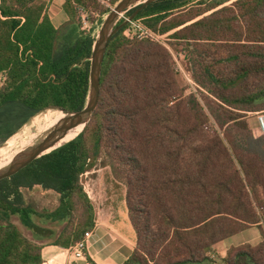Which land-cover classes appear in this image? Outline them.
<instances>
[{"label": "trees", "instance_id": "16d2710c", "mask_svg": "<svg viewBox=\"0 0 264 264\" xmlns=\"http://www.w3.org/2000/svg\"><path fill=\"white\" fill-rule=\"evenodd\" d=\"M119 1L64 0L68 20L57 28L45 0H0V145L45 110L84 109L94 25ZM133 22L194 53L206 44H239L247 60L220 78L203 70L207 83L199 82L218 100L207 106L180 87L171 53L150 36H129L128 23L108 45L90 123L0 181V264L43 263L47 244L40 241L52 232L37 218L65 223L51 243L65 249L94 229L82 176L105 157L111 163L103 166L125 183L137 235L125 264H264V242L215 258L216 244L264 221V134L255 136L250 124L264 114V0H159ZM35 187L59 196L53 212L28 203L24 191Z\"/></svg>", "mask_w": 264, "mask_h": 264}, {"label": "rangeland", "instance_id": "374dc122", "mask_svg": "<svg viewBox=\"0 0 264 264\" xmlns=\"http://www.w3.org/2000/svg\"><path fill=\"white\" fill-rule=\"evenodd\" d=\"M47 1H50L49 5H51L54 2L55 3L57 1L63 2L64 0H47ZM137 6L138 5L133 6L131 9ZM115 7L116 6H114L113 9ZM126 13H123V15L119 17L117 24L119 23L120 20L125 19ZM107 15H105L102 18H98L100 19V21L98 20L95 23L94 25L95 36H98L100 28L104 23V20L106 19ZM65 23H63V25ZM134 24L143 27L139 23L134 22ZM134 24H132L129 30L127 31L128 35L131 37L137 35L138 38L150 36V38L152 37L153 40L157 41L163 47H165L171 53L173 61L175 63V67L178 70L177 80L180 87L186 89L187 90L186 92L188 94H192V93L195 94L196 97L200 101L204 102V104L207 106L210 105L211 107H216V103L218 100L212 98L209 92L201 86L199 81L205 82L204 80L205 74L203 70L206 68L217 78H220L221 76L228 75L229 73L234 74L236 70L237 71L241 70L244 65L242 61L247 60V57H245L244 55L245 50H243V47L239 44H232V43L217 44L212 47H209V45L206 44L199 47L202 50L200 53H194L193 50L186 49V47H184L183 45H171L167 41L166 36L162 37L154 34L148 35V33L141 34V31ZM84 27L86 29H90L91 25L86 22ZM232 55L238 57L239 58L238 61H233L227 64L225 61ZM226 64L230 65V67L227 68ZM247 65H250V63ZM217 93L221 94L220 91H218ZM204 95L206 97H209V99L208 98L205 99ZM47 111L54 112L57 110L48 109L42 113H45ZM262 115L264 114H260L257 116L255 115L254 117H260ZM34 117L31 118L30 121L26 125H24L18 132L22 131L31 122V120L34 119ZM55 127H53L46 134H44L34 145L38 144L39 142H42L46 138L45 135H48L49 132H51ZM81 131L82 130L77 132L73 137L77 136ZM71 138L61 141L58 145L64 144L65 142L71 140ZM4 144L0 145V147H2ZM103 163H107L106 165H108L111 163V159L109 157H105L104 159L100 160L98 166H96L91 172H88L84 176H82V184L84 186V190L86 191L88 196H90V200L94 204V208L96 209V211L99 212L101 218H105L107 216H113L119 210H122L124 206L123 201L126 194V186L124 181L116 180L112 175L111 168L109 166H103ZM260 193L262 197H264L263 187L260 190ZM24 195L28 203L31 204L34 207V209H36L39 213H42L44 211L51 213L59 206V196L57 194L51 191H43L39 187H35L32 191L25 190ZM120 213L122 214L120 216L117 215V217H115L117 219L116 221H114L112 226L115 228L117 232L119 231L120 234L128 237L132 236L133 238H135L136 232L134 231V228H132V226L130 225L126 212L121 211ZM40 220L42 219L37 218L36 219L37 223L41 224V226L51 230L52 232L51 234L50 232H46L47 235L50 234L49 238L43 239L40 242H43L47 245L51 244L58 237V235L64 228L65 223H57V222L54 223L44 220H42L41 222ZM13 221L23 230L24 234L27 237L31 239L33 238L32 233L28 231L26 228H24L20 224L18 219L13 218ZM243 237H250L257 239V242H259L260 239H262L260 231L258 229L248 230L240 238ZM215 258H218V256L216 255Z\"/></svg>", "mask_w": 264, "mask_h": 264}, {"label": "crops", "instance_id": "0c3cea01", "mask_svg": "<svg viewBox=\"0 0 264 264\" xmlns=\"http://www.w3.org/2000/svg\"><path fill=\"white\" fill-rule=\"evenodd\" d=\"M50 4V1L45 0ZM63 2L57 1L49 5L48 14L52 23L59 28L63 23L67 22L68 18L62 11L61 5ZM251 128L255 136L264 134V115L260 117H252ZM90 198V196H89ZM124 206L113 216L101 218L99 212L96 211V224L92 230V235L87 243L85 256L76 258L74 248L65 249L52 244L45 245L42 249V264H90V258L95 264H125L132 256L137 242V235L125 236L117 232L112 226L116 221L117 215L120 216L121 211L126 212L128 221L131 224L128 209L124 197ZM94 205V204H93ZM133 228V226H132ZM258 229L262 239L257 242V239L243 237V234L248 230ZM135 231V230H134ZM264 242V221L260 225H254L239 233L219 242L215 245V251L218 258H225L232 248H241L245 246H258Z\"/></svg>", "mask_w": 264, "mask_h": 264}, {"label": "water", "instance_id": "95a60500", "mask_svg": "<svg viewBox=\"0 0 264 264\" xmlns=\"http://www.w3.org/2000/svg\"><path fill=\"white\" fill-rule=\"evenodd\" d=\"M156 1L159 0H120L116 7L111 10L100 28L93 47L92 56L90 59L89 94L86 106L81 111L75 113H68L64 110L56 109L57 111L64 114V118L58 122L56 127L46 136L42 142L26 148L16 155L10 165L4 169H1L0 181L12 177L36 159L48 154L46 152L52 148H55L57 144H59L60 141L63 140L71 130L76 129L81 125H84L85 128L90 123L99 105L102 66L110 41L128 23H131L141 10ZM136 5H138V8L134 14L124 23L117 26L116 24L119 20V17Z\"/></svg>", "mask_w": 264, "mask_h": 264}, {"label": "bare ground", "instance_id": "6f19581e", "mask_svg": "<svg viewBox=\"0 0 264 264\" xmlns=\"http://www.w3.org/2000/svg\"><path fill=\"white\" fill-rule=\"evenodd\" d=\"M63 118L64 114L58 111H49L34 117V119H32L22 131L13 135L5 142L2 147H0V167L6 163L12 162L16 155L26 148L33 146L44 134L55 127ZM83 128L84 125H81L76 129L71 130L63 140L69 139L71 137V139L75 138L73 136L80 130H83ZM46 136L47 135H45V137ZM60 145L56 146L55 148L59 147ZM55 148L48 150L46 153L52 151Z\"/></svg>", "mask_w": 264, "mask_h": 264}, {"label": "built area", "instance_id": "2783aa9c", "mask_svg": "<svg viewBox=\"0 0 264 264\" xmlns=\"http://www.w3.org/2000/svg\"><path fill=\"white\" fill-rule=\"evenodd\" d=\"M131 24H134L132 21ZM136 25V24H134ZM136 27L141 31V34H147V32L140 26L136 25ZM92 235V231H89L85 234L84 238L79 241L73 248H74V254L76 258H82L85 256V250L87 243Z\"/></svg>", "mask_w": 264, "mask_h": 264}]
</instances>
